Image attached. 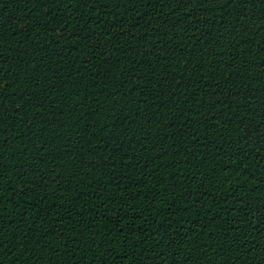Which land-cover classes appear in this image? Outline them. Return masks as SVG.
<instances>
[{"label": "trees", "instance_id": "16d2710c", "mask_svg": "<svg viewBox=\"0 0 264 264\" xmlns=\"http://www.w3.org/2000/svg\"><path fill=\"white\" fill-rule=\"evenodd\" d=\"M0 195V264H264V0H0Z\"/></svg>", "mask_w": 264, "mask_h": 264}, {"label": "snow or ice", "instance_id": "6c2138e0", "mask_svg": "<svg viewBox=\"0 0 264 264\" xmlns=\"http://www.w3.org/2000/svg\"><path fill=\"white\" fill-rule=\"evenodd\" d=\"M233 2H235V0H225L226 4L233 3ZM92 3H99V0H92ZM0 199H3L2 195H0ZM0 231H2V226H0ZM249 251H251V249H249Z\"/></svg>", "mask_w": 264, "mask_h": 264}]
</instances>
